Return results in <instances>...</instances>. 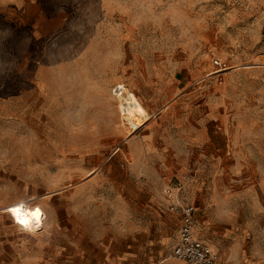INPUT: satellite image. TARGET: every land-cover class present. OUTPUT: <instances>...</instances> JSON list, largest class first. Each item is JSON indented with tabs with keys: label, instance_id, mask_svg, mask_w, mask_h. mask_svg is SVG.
<instances>
[{
	"label": "rangeland",
	"instance_id": "374dc122",
	"mask_svg": "<svg viewBox=\"0 0 264 264\" xmlns=\"http://www.w3.org/2000/svg\"><path fill=\"white\" fill-rule=\"evenodd\" d=\"M170 180L222 264H264V0H0L2 264H189Z\"/></svg>",
	"mask_w": 264,
	"mask_h": 264
},
{
	"label": "built area",
	"instance_id": "2783aa9c",
	"mask_svg": "<svg viewBox=\"0 0 264 264\" xmlns=\"http://www.w3.org/2000/svg\"><path fill=\"white\" fill-rule=\"evenodd\" d=\"M216 64L221 66L220 61ZM169 213L180 220L178 241L173 247L172 254L179 260L189 264H222L218 254L195 236L194 203L186 202L180 197V190L167 182L164 189Z\"/></svg>",
	"mask_w": 264,
	"mask_h": 264
},
{
	"label": "bare ground",
	"instance_id": "6f19581e",
	"mask_svg": "<svg viewBox=\"0 0 264 264\" xmlns=\"http://www.w3.org/2000/svg\"><path fill=\"white\" fill-rule=\"evenodd\" d=\"M120 110L124 115H126V120L132 121V124H135L137 121L136 124H138V126L142 124V118L148 119L149 117L148 112L132 91H126L124 103L120 104ZM17 207L20 208V213L18 215L9 211V209H16ZM36 209L38 208L25 207L22 203H16L7 207L5 212L10 213L13 221L24 230L36 232L43 228L44 218L43 213L39 209L40 214L38 216L34 214ZM25 221L27 222V226L24 224Z\"/></svg>",
	"mask_w": 264,
	"mask_h": 264
},
{
	"label": "crops",
	"instance_id": "0c3cea01",
	"mask_svg": "<svg viewBox=\"0 0 264 264\" xmlns=\"http://www.w3.org/2000/svg\"><path fill=\"white\" fill-rule=\"evenodd\" d=\"M168 182H171V180L170 181H168ZM167 184V183H166ZM173 186V185H172ZM174 187V186H173ZM176 187V186H175ZM176 188H178V187H176ZM180 191H181V189L180 188H178ZM185 201V200H184ZM192 203V202H191ZM195 204V203H194ZM196 206V205H195ZM5 212V211H4ZM1 213H3V212H1ZM0 213V221H2V219H3V216H2V214ZM171 214V213H170ZM171 216L173 217V219L175 220V222H176V225H177V240H176V243H177V241H178V233H179V227H180V220H179V217H177L176 215H173V214H171ZM195 236L198 238V234H197V230H196V226H197V222H198V219H197V207H196V213H195ZM5 232H3V230H2V228L0 227V251H2V250H4V254L2 253V254H0V264H2L3 262H6V263H8L7 261H8V257H7V252H8V246L10 245V240H9V237L8 236H6L5 234H4ZM199 239V238H198ZM200 240V239H199ZM175 243V244H176ZM175 246V245H174ZM173 251V250H172Z\"/></svg>",
	"mask_w": 264,
	"mask_h": 264
},
{
	"label": "snow or ice",
	"instance_id": "6c2138e0",
	"mask_svg": "<svg viewBox=\"0 0 264 264\" xmlns=\"http://www.w3.org/2000/svg\"><path fill=\"white\" fill-rule=\"evenodd\" d=\"M9 211H10V212H14L15 214L18 215V214L20 213V208L17 207L16 209H9ZM35 212L39 213V210L36 209ZM24 224H25V226H27V222H26V221L24 222Z\"/></svg>",
	"mask_w": 264,
	"mask_h": 264
},
{
	"label": "clouds",
	"instance_id": "9594fccd",
	"mask_svg": "<svg viewBox=\"0 0 264 264\" xmlns=\"http://www.w3.org/2000/svg\"><path fill=\"white\" fill-rule=\"evenodd\" d=\"M34 214L38 216L40 213L34 212Z\"/></svg>",
	"mask_w": 264,
	"mask_h": 264
}]
</instances>
